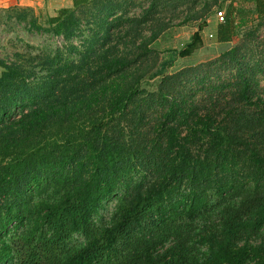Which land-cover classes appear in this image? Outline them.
<instances>
[{"label": "trees", "instance_id": "obj_1", "mask_svg": "<svg viewBox=\"0 0 264 264\" xmlns=\"http://www.w3.org/2000/svg\"><path fill=\"white\" fill-rule=\"evenodd\" d=\"M71 2L0 10L65 41L0 56V264H264V0Z\"/></svg>", "mask_w": 264, "mask_h": 264}, {"label": "rangeland", "instance_id": "obj_2", "mask_svg": "<svg viewBox=\"0 0 264 264\" xmlns=\"http://www.w3.org/2000/svg\"><path fill=\"white\" fill-rule=\"evenodd\" d=\"M33 8L39 20L46 22L49 16H55L61 8L71 7L67 3L68 0H37ZM25 7V6H24ZM223 10V9H221ZM206 26L202 32L203 45L196 49L191 55L186 57H178L174 66L169 71L175 72L186 66L198 64L206 59L219 55L223 50L227 49L231 44H219L214 40V33L218 20L216 15L206 17ZM176 22H178L176 20ZM198 28V23L191 22L181 26L172 25V27L157 41L155 47L162 56H166L168 50H182L191 41V36ZM212 35V36H211ZM0 56L10 60L16 52H26L28 50L62 47L65 44L63 37H55L50 34H42L30 32L26 29L24 23H18L14 19L7 20L5 12H0ZM31 46L36 49H31ZM2 68L0 67V74ZM125 192L122 186L119 192L104 202L102 209L96 216L99 224L108 223L115 211L117 198ZM82 236H75V243L83 241Z\"/></svg>", "mask_w": 264, "mask_h": 264}, {"label": "crops", "instance_id": "obj_3", "mask_svg": "<svg viewBox=\"0 0 264 264\" xmlns=\"http://www.w3.org/2000/svg\"><path fill=\"white\" fill-rule=\"evenodd\" d=\"M37 0H0V10L12 7V6H20V7H35ZM68 4L70 1L68 0ZM70 5V4H69Z\"/></svg>", "mask_w": 264, "mask_h": 264}, {"label": "built area", "instance_id": "obj_4", "mask_svg": "<svg viewBox=\"0 0 264 264\" xmlns=\"http://www.w3.org/2000/svg\"><path fill=\"white\" fill-rule=\"evenodd\" d=\"M229 1H231V0H229ZM215 15H216V18L218 20V23L225 21V12L223 10L217 11Z\"/></svg>", "mask_w": 264, "mask_h": 264}]
</instances>
